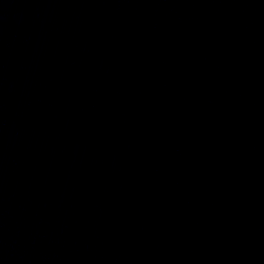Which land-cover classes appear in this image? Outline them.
I'll return each instance as SVG.
<instances>
[{"label":"water","instance_id":"water-1","mask_svg":"<svg viewBox=\"0 0 264 264\" xmlns=\"http://www.w3.org/2000/svg\"><path fill=\"white\" fill-rule=\"evenodd\" d=\"M0 264H264V0H0Z\"/></svg>","mask_w":264,"mask_h":264}]
</instances>
